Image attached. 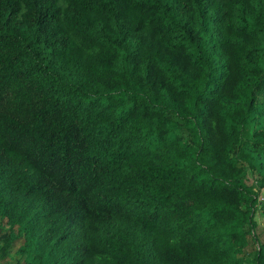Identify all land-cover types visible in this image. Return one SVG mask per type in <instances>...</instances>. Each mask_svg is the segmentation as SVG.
Returning a JSON list of instances; mask_svg holds the SVG:
<instances>
[{"label":"trees","instance_id":"16d2710c","mask_svg":"<svg viewBox=\"0 0 264 264\" xmlns=\"http://www.w3.org/2000/svg\"><path fill=\"white\" fill-rule=\"evenodd\" d=\"M258 214L264 0H0V264H264Z\"/></svg>","mask_w":264,"mask_h":264},{"label":"rangeland","instance_id":"374dc122","mask_svg":"<svg viewBox=\"0 0 264 264\" xmlns=\"http://www.w3.org/2000/svg\"><path fill=\"white\" fill-rule=\"evenodd\" d=\"M250 182H252V179H250ZM255 184L258 187V184L257 183H255ZM256 218H257V221H258V224H259L258 233H259L260 238L264 242V216L258 214Z\"/></svg>","mask_w":264,"mask_h":264}]
</instances>
